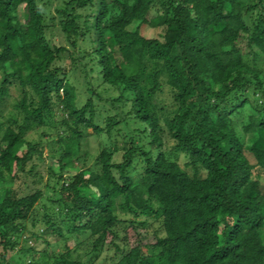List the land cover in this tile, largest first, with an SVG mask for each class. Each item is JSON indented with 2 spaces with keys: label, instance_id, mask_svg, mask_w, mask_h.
<instances>
[{
  "label": "clouds",
  "instance_id": "9594fccd",
  "mask_svg": "<svg viewBox=\"0 0 264 264\" xmlns=\"http://www.w3.org/2000/svg\"><path fill=\"white\" fill-rule=\"evenodd\" d=\"M0 264H264V0H0Z\"/></svg>",
  "mask_w": 264,
  "mask_h": 264
}]
</instances>
